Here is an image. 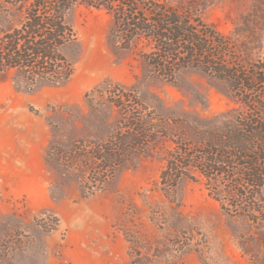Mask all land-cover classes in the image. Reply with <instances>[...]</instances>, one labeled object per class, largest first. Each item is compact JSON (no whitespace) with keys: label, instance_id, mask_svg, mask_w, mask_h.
I'll return each mask as SVG.
<instances>
[{"label":"rangeland","instance_id":"374dc122","mask_svg":"<svg viewBox=\"0 0 264 264\" xmlns=\"http://www.w3.org/2000/svg\"><path fill=\"white\" fill-rule=\"evenodd\" d=\"M162 1L231 38L242 59L264 63V0ZM23 19L0 0L1 29ZM66 21L75 40L63 49L72 67L64 84L31 87L15 70L0 74V264H264V188L250 218L210 196L197 172L165 193L160 174L173 143L164 137L107 177L91 158L129 134L131 106L147 128L153 117L151 127L170 134L176 121L245 108L196 70L170 80L151 71L145 41L113 48L104 9L78 4Z\"/></svg>","mask_w":264,"mask_h":264},{"label":"trees","instance_id":"16d2710c","mask_svg":"<svg viewBox=\"0 0 264 264\" xmlns=\"http://www.w3.org/2000/svg\"><path fill=\"white\" fill-rule=\"evenodd\" d=\"M3 1L23 10L24 19L17 26L0 28V74L15 70L31 87L58 86L71 77L63 49L75 36L66 14L78 4L104 9L112 16L113 48L129 50L138 40L152 45L144 64L154 73L170 80L179 70L193 69L218 82L244 112L176 121L177 130L170 134L171 128L151 127L153 117H146L147 128L138 108L131 106L124 112L129 134L111 138L93 150L91 158L101 162L107 177L125 165L134 150L142 151L164 137L173 143L160 174L165 193H174L182 180H191L197 172L209 195L227 209L248 218L261 211L264 63L242 59L231 38L186 8H173L162 0ZM51 156L47 152L46 158Z\"/></svg>","mask_w":264,"mask_h":264}]
</instances>
